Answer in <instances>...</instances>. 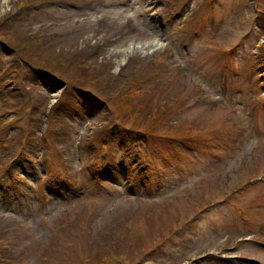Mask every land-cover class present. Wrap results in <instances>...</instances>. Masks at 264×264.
<instances>
[{
    "label": "rangeland",
    "instance_id": "374dc122",
    "mask_svg": "<svg viewBox=\"0 0 264 264\" xmlns=\"http://www.w3.org/2000/svg\"><path fill=\"white\" fill-rule=\"evenodd\" d=\"M260 177L264 0H0V264H264Z\"/></svg>",
    "mask_w": 264,
    "mask_h": 264
},
{
    "label": "bare ground",
    "instance_id": "6f19581e",
    "mask_svg": "<svg viewBox=\"0 0 264 264\" xmlns=\"http://www.w3.org/2000/svg\"><path fill=\"white\" fill-rule=\"evenodd\" d=\"M160 43L158 41L149 42L148 44H140L137 50L142 52H153L157 48H159ZM129 52H132V46L129 47Z\"/></svg>",
    "mask_w": 264,
    "mask_h": 264
},
{
    "label": "trees",
    "instance_id": "16d2710c",
    "mask_svg": "<svg viewBox=\"0 0 264 264\" xmlns=\"http://www.w3.org/2000/svg\"><path fill=\"white\" fill-rule=\"evenodd\" d=\"M54 73V71H52Z\"/></svg>",
    "mask_w": 264,
    "mask_h": 264
}]
</instances>
